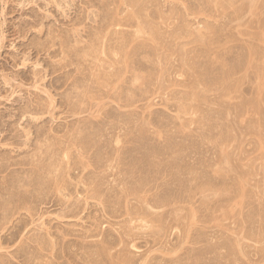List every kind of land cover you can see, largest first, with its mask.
I'll list each match as a JSON object with an SVG mask.
<instances>
[{
	"label": "rangeland",
	"instance_id": "rangeland-1",
	"mask_svg": "<svg viewBox=\"0 0 264 264\" xmlns=\"http://www.w3.org/2000/svg\"><path fill=\"white\" fill-rule=\"evenodd\" d=\"M0 38V264H264V0H0Z\"/></svg>",
	"mask_w": 264,
	"mask_h": 264
},
{
	"label": "bare ground",
	"instance_id": "bare-ground-1",
	"mask_svg": "<svg viewBox=\"0 0 264 264\" xmlns=\"http://www.w3.org/2000/svg\"><path fill=\"white\" fill-rule=\"evenodd\" d=\"M134 2H135V1H134ZM134 2H133V3H134ZM0 41H1V38H0ZM259 126H261V125H259ZM259 126H258V127H259ZM262 127H263V126H262ZM261 129H262V128H261ZM263 129H264V127H263ZM263 129H262V130H263ZM259 130H260V128H259ZM261 133H262V135H264L263 132H260V134H261ZM262 135H260L259 137L261 138ZM261 139H262V138H261ZM263 141H264V139H263L262 141H260V142L262 143ZM263 143H264V142H263ZM262 145H264V144H262ZM262 149H263V148H262ZM40 153H41V152H39V154H40ZM44 153H45V155H42V158H46V157H47V156H46V155H47V152H44ZM34 154H36V153H34ZM36 155H37V154H36ZM37 156H39V155H37ZM43 156H45V157H43ZM31 157L34 158L33 155H32ZM40 157H41V155H40ZM40 157H39V158H40ZM38 160H39V159H38ZM38 160H37V161H38ZM37 161H36V163H38ZM34 166H36V165H34ZM34 166H33V167H34ZM41 166H42V165H41ZM41 166L38 165V168L40 167L39 169H41ZM34 168H35V167H34ZM34 168H33V169H34ZM38 168H35V169H38ZM43 169H44V166H43ZM45 169H47V168H45ZM49 169H50V168H49ZM47 170H48V169H47ZM50 170H51V169H50ZM39 171H40V170H39ZM41 171H43V170L41 169ZM41 171H40V172H41ZM48 171H49V170H48ZM32 172H34V173H35V172L38 173L37 170H36V171H31V173H32ZM49 172H52V170L49 171ZM49 172H47V173H49ZM53 172H54V169H53ZM27 173H28V172H27ZM47 173H45V174H47ZM55 173H56V172H54L53 175L50 174V175H51V178H53L52 176H55V175H54ZM28 175H29V174H28ZM37 175H39V174H36V177H37ZM32 176H33V177H32ZM26 177H27V180L30 181V180H31L30 177L34 179L35 174H34V175H30V177H28V176H26ZM26 177H25V178H26ZM38 177H39V176H38ZM28 178H29V179H28ZM33 179H32V180H33ZM32 180H31V181H32ZM34 180H36V178H35ZM34 180H33V181H34ZM53 180H54V179H53ZM53 180H52V181H53ZM23 181H26V180H23ZM33 181H32V182H33ZM240 181H241V179H240ZM32 182H28V183L30 184V183H32ZM242 182H243V181H242ZM54 183H55V182H54ZM23 184H24V183H23ZM23 184H22V185H23ZM25 184H27V181H26ZM25 184H24V185H25ZM37 184H39V182H37ZM20 185H21V184H20ZM22 185H21V186H22ZM31 185H33V183H32ZM26 186H29V185H26ZM36 186H37V185H36ZM36 186L34 187V185H33V190H35L34 188H36ZM22 187H23V186H22ZM26 189H27V188H26ZM30 191H31V189H30Z\"/></svg>",
	"mask_w": 264,
	"mask_h": 264
}]
</instances>
